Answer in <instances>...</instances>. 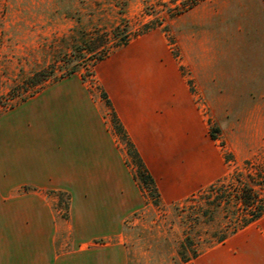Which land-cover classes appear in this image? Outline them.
Here are the masks:
<instances>
[{
    "label": "crops",
    "instance_id": "0c3cea01",
    "mask_svg": "<svg viewBox=\"0 0 264 264\" xmlns=\"http://www.w3.org/2000/svg\"><path fill=\"white\" fill-rule=\"evenodd\" d=\"M244 14L209 38L181 32L180 62L150 45L119 47L97 63L99 83L164 203L219 179L225 152L244 158L264 143V1L249 0ZM104 104L66 76L0 114V170L36 187L15 193L11 186L0 197V264H127L123 225L146 198ZM55 192L68 199L64 217ZM195 260L264 264V214Z\"/></svg>",
    "mask_w": 264,
    "mask_h": 264
},
{
    "label": "rangeland",
    "instance_id": "374dc122",
    "mask_svg": "<svg viewBox=\"0 0 264 264\" xmlns=\"http://www.w3.org/2000/svg\"><path fill=\"white\" fill-rule=\"evenodd\" d=\"M190 1L0 0V114L48 83L63 78L59 77L61 72L56 67H60L72 45L82 38L95 33L110 34L114 26L120 25L126 29L128 42L114 47L111 44L113 39H107L104 46L106 57L122 46L155 45L180 62L181 32L206 33L209 38V34L216 31H229L240 20L238 15H242V18L249 8V0H202L183 9V4L187 5ZM260 53L259 49L256 54ZM97 63L82 67L79 72L69 76L81 79L89 92L105 103V116L121 145L127 167L134 174L137 172L135 160L127 153L125 141L115 131L112 112L102 95L104 91L99 83ZM37 71L50 76L43 86L33 89L27 85V80ZM195 98V104L205 118L208 133L214 135L211 137L216 138V144L223 149V137L217 135L215 126L208 119L203 99L201 96ZM243 155L235 157L233 153L225 152V173L211 185L196 190L182 200L170 204L159 200L155 204L148 188L142 189L146 205L129 216L123 225L128 264H197V260L193 262L194 259L187 262L182 260L180 251L185 235L199 254L215 245V239L227 233L238 219L231 213L236 209L234 195L242 187H251L264 204V143L256 151L246 153L245 159L241 158ZM41 184L47 188L71 186L49 181ZM11 186H17L15 193L36 190L35 185L18 184L15 179L6 178L0 170V197ZM55 193L60 196L56 205L57 215L64 217L68 199L65 193ZM214 197L227 198L229 202L221 203L212 210ZM205 210L211 213L210 217L201 216Z\"/></svg>",
    "mask_w": 264,
    "mask_h": 264
},
{
    "label": "trees",
    "instance_id": "16d2710c",
    "mask_svg": "<svg viewBox=\"0 0 264 264\" xmlns=\"http://www.w3.org/2000/svg\"><path fill=\"white\" fill-rule=\"evenodd\" d=\"M198 1L202 0H191L189 4H183V9L191 7ZM125 32V28L120 27V25H116L112 28L110 34L95 33L90 37L80 39V41L72 45L71 51L66 54L67 59H63L60 63V67H56L61 72L59 77L69 76L71 74L77 73L79 72L80 68H87L101 61L104 57L107 56V52L104 49L107 39H113L111 44L114 45V47L126 44L128 42V35ZM49 76V74H46L43 71H37L28 78L27 85L33 89H36L39 86L41 87L43 86L44 82L47 81ZM102 95L103 97H105L107 105L112 112L111 116L115 131L125 141L127 145V153L131 155L135 160L137 172L133 174L134 178L137 180L142 189L148 188L149 196L152 198V201L155 204H158L159 194L153 177L148 172L139 153L128 138L121 122L113 111L106 94L103 92ZM211 136L213 137L214 135L211 134ZM234 198V206L236 207V209H234L231 214L233 215V217L235 216V218L237 217L238 219H235L237 221L233 223V227H231V229L228 230L227 233H223L215 239L216 242L223 241L228 236L254 222L264 214V204L259 201L257 195L253 192L251 187H242L240 191L236 192ZM222 199L218 197H214L212 199L214 200L212 210H214L218 206H221V203L222 205L225 203L228 204L229 200L227 198H224L223 200ZM243 210L244 212L242 214H238V212H241ZM202 215L210 217L211 213H207V211L205 210L201 213V216ZM224 216H226V213H224ZM227 220H230V218L227 217ZM188 238L189 237L185 235V238L181 243L180 255L182 256L183 262L195 259L199 255L198 249Z\"/></svg>",
    "mask_w": 264,
    "mask_h": 264
}]
</instances>
